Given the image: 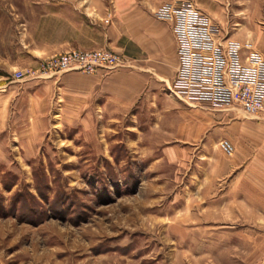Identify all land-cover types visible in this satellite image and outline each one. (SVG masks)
<instances>
[{
    "label": "rangeland",
    "instance_id": "rangeland-1",
    "mask_svg": "<svg viewBox=\"0 0 264 264\" xmlns=\"http://www.w3.org/2000/svg\"><path fill=\"white\" fill-rule=\"evenodd\" d=\"M147 1L153 18L188 2L242 64L249 52L264 59L250 41L229 38L248 18L264 32V0ZM119 10L117 0H0V264H264V197L250 183L236 197L216 181L232 152L218 146L227 126L258 114L232 105L210 108L223 114L211 119L167 86L126 108L74 107L53 82L66 70L39 67L53 55L36 51L50 44V18L106 24ZM101 48L124 59L108 71L128 63ZM32 212L42 219L27 221Z\"/></svg>",
    "mask_w": 264,
    "mask_h": 264
},
{
    "label": "crops",
    "instance_id": "crops-1",
    "mask_svg": "<svg viewBox=\"0 0 264 264\" xmlns=\"http://www.w3.org/2000/svg\"><path fill=\"white\" fill-rule=\"evenodd\" d=\"M117 1L120 8L117 18H111L106 24L102 22L103 18H50V44L35 49L37 53L45 55L73 48L88 50L109 46L127 60L124 67L108 72L66 70L58 74L53 82L58 81L56 87L72 100L74 107L96 102L99 107L113 104L126 108L138 100L157 96L160 89L171 83L176 55L169 23L153 18L145 10L150 3L147 0H136L129 10L122 9L121 0ZM154 1L152 4L155 5ZM253 22V18L246 19L245 25L231 32L229 38L250 41L254 50L264 57V32L255 25H250V29L246 26V23ZM197 108L210 109L205 104ZM228 108L224 109L228 111ZM209 111L211 119H219L223 115L213 113L215 110L212 109ZM234 115L230 119H237ZM253 117H258V120L253 121ZM253 117L244 116L227 126L225 135L232 145V152L229 159L218 165L221 171L216 181L224 180L227 192H239L236 197L244 196L247 191L245 183L253 185L251 191L258 193V197H264V111ZM251 122H255V125L252 126ZM194 129L197 134L203 133L201 121L195 123ZM219 131L217 127V135ZM204 145L202 143L201 149ZM249 172L258 181L251 180Z\"/></svg>",
    "mask_w": 264,
    "mask_h": 264
},
{
    "label": "built area",
    "instance_id": "built-area-1",
    "mask_svg": "<svg viewBox=\"0 0 264 264\" xmlns=\"http://www.w3.org/2000/svg\"><path fill=\"white\" fill-rule=\"evenodd\" d=\"M188 2L175 10L164 7L156 15L169 23L175 42L176 66L168 89L186 104H205L212 109L238 106L246 114L264 111V59L256 52L240 62L233 42L218 44L211 35L214 26L206 18L195 17ZM124 59L115 52L99 49H69L42 59L38 65L46 70H79L95 73L122 66ZM21 76L19 71L15 77ZM218 146L226 154L232 146L221 139Z\"/></svg>",
    "mask_w": 264,
    "mask_h": 264
},
{
    "label": "trees",
    "instance_id": "trees-1",
    "mask_svg": "<svg viewBox=\"0 0 264 264\" xmlns=\"http://www.w3.org/2000/svg\"><path fill=\"white\" fill-rule=\"evenodd\" d=\"M60 201H63V200H60ZM55 203H60V202L58 200V202L54 201V204ZM24 217H26V216H24ZM33 219H35V221L42 219V213L41 212H37V214L35 212L30 213V215L27 218V221H31Z\"/></svg>",
    "mask_w": 264,
    "mask_h": 264
}]
</instances>
